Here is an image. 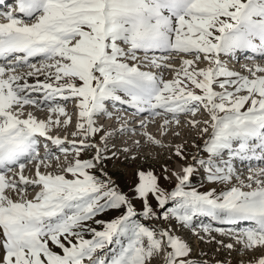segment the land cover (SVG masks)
Returning <instances> with one entry per match:
<instances>
[{
	"label": "snow or ice",
	"instance_id": "obj_1",
	"mask_svg": "<svg viewBox=\"0 0 264 264\" xmlns=\"http://www.w3.org/2000/svg\"><path fill=\"white\" fill-rule=\"evenodd\" d=\"M16 3V12L0 14L6 20L0 22V264H147L160 251L166 253L165 264H199L186 241L138 217L174 219L182 225H192L197 216L227 224L247 221L250 225L236 234L238 242L245 248H264V167H251L252 162L264 163V66L255 65L248 68L249 75H242L221 59L246 52L264 56V0ZM172 53L194 55L196 60L183 59L171 80L140 67L143 60L157 69H172L167 63ZM201 58L208 67L197 69ZM37 59L39 65L33 62ZM23 66L31 70L17 73ZM37 73H43L44 80L37 77L29 83ZM35 93H43L42 99H35ZM58 96L78 101L76 134L83 139L70 142L77 157L96 147L85 140L98 131L94 116L107 111L106 101L155 116L171 114L177 123L180 114H195L202 106L209 114L202 131L207 133L210 124L212 132L204 147L208 157L198 163L208 181L230 184L235 177L238 184L219 193L200 192L188 185L194 171L190 164L167 190L152 171H140L134 191L143 203L138 213L128 195L90 171L102 158L99 149L95 158H77L61 174L41 173L40 165L52 153L45 145L40 155L38 137L63 145L65 140L48 135L49 129L61 123V115L65 125L71 122L66 109L54 103ZM28 104H49L48 119L31 114L20 119L14 106ZM51 113L57 114L55 120ZM191 123L195 127L197 122ZM24 160L40 161L35 179L23 175ZM236 160L249 162L246 181L235 170ZM17 165L19 180L6 177L5 171ZM18 185L24 186L21 198L13 200L6 190L15 191ZM28 185L40 187L34 199L23 198ZM106 210L120 215L96 219ZM203 231L209 232V226ZM255 264H264V255Z\"/></svg>",
	"mask_w": 264,
	"mask_h": 264
},
{
	"label": "rangeland",
	"instance_id": "obj_2",
	"mask_svg": "<svg viewBox=\"0 0 264 264\" xmlns=\"http://www.w3.org/2000/svg\"><path fill=\"white\" fill-rule=\"evenodd\" d=\"M30 22L32 21H29V23ZM174 54H176L177 57H174L173 60L167 61V63L173 65L172 69H157L148 61H145L144 63L143 60L142 64L146 66V71H154V73L162 75L165 80H171L175 77L176 71L179 70L182 66L183 59H191L194 61L196 60L194 55H181L177 53ZM138 56H140L139 53ZM223 57L224 56H221V59ZM253 62V64L248 62L242 67L240 63H229L228 60L224 61V64L228 69L234 68V70L231 71L238 72L242 75H249L248 68H251L256 64L264 66V62ZM37 64L39 65V62ZM195 67L197 69L206 68L208 67V62L201 58L200 60L196 61ZM22 69L23 70L21 71V73H26L31 70L28 67H24ZM37 77L40 80H44L45 78L43 73H37L36 77H29L28 82L34 83ZM215 90L221 91L218 86L215 87ZM33 95L34 97L42 96L41 93H35ZM57 99L58 98L56 97L55 100ZM57 105L63 106L66 109L68 116L71 117V122L65 125L63 121L66 119V117L61 115L59 117L61 123L59 125H52L50 127L51 132L54 135L59 136L60 138H68L79 143L83 139V137L76 134L78 132L77 124L79 122V112H76V108H78V101L72 98L68 103L64 105L60 103H58ZM74 105L76 106L74 107ZM70 106H72V108H69ZM37 107L38 106L36 105L31 106V104H28L24 105L22 108L14 106L13 110L19 114V117L22 118H28L29 114H31L37 120H47L50 115L48 111L49 108L40 106L41 109L39 110V108ZM199 109H201V107H199ZM35 111L36 114H33L35 113ZM190 115L195 116V114L191 113ZM51 116L53 120L57 118L56 113H51ZM206 118L208 121V112ZM104 119L105 118L101 116L98 120V123ZM190 119L191 117L189 119L178 117L179 123H177L176 120L172 118L167 125L158 123V125L153 127L151 131L158 133L157 135L162 138L164 142L163 144L154 143L149 138H147L146 141L139 139V136L136 138V133H134V139H132V137L126 139L124 138V141H122L123 139H118L116 137L117 134L113 137H107V133L104 131L105 127L102 125H97L98 123L95 124L94 122V126L98 129V131L94 136H91L90 139L85 140V143H91L96 147L86 148L79 154V157H77L75 150L72 149L71 144H69L67 148L70 147L71 151L67 154L60 155L61 160L56 167L58 171L50 165V169L49 167L45 168L46 170H44L43 172L61 174L63 170L71 163H73L77 158L81 160H89L95 158L97 155V150L99 149L102 158L98 162H96V167L91 169L90 171L99 176L101 179L110 180L113 187L118 189L120 192L128 195L134 205L135 210L138 213L143 210V203L141 199L137 198L134 195V191L135 185L138 183V173L140 171H152L160 178L159 182L162 187L167 190H172L174 188L175 184L177 183L176 175L179 171L181 172V175H183L184 173L182 169L190 164L193 165L194 171L190 176L188 185L189 187L196 188L200 192H206L210 189H215L216 192L219 193L233 185L238 184V181L235 177L230 184L208 181L206 169L204 166H201L198 161L200 159H207L208 157V153L204 150V147L205 141H207L209 139V136L211 135L212 128L209 124L208 132L205 133L202 131V127H205L203 119L199 118L198 121H196L197 123L195 127H193L191 123L192 121H187ZM182 120L184 121L182 122ZM149 126L150 125H146L145 127ZM187 126L190 128L188 130H183V128H187ZM139 128L142 129L144 128V126L138 127V129ZM73 131H76L75 134H73ZM140 132L141 131H138L139 135L141 134ZM170 139H172V141ZM178 150L181 154H177ZM193 158H195V161ZM233 164L236 165V161H233ZM254 167L262 166H253V168ZM17 169L18 175L14 174L12 176L13 179L19 178L21 170L19 169V167ZM165 169L167 171H165ZM33 170H36V167H33ZM10 172L12 171L6 173ZM31 172L32 171L29 169V167L25 165L23 169V175L29 174ZM102 173L106 174V176L102 175ZM239 174L240 179H244L246 181L247 177L250 175V168L244 169L243 172ZM66 175H68V178H71L70 174ZM164 176H168L170 177V179H164ZM19 186L20 185H18L15 191H13L12 189L6 190L7 194L13 200H18L21 198L19 197ZM253 187H255V185H253ZM243 190L247 191L249 189L245 188ZM36 191H40L39 186L32 185L26 188L23 198L34 199L33 194ZM150 202L155 208L156 201L152 199ZM157 211L159 210L157 209ZM118 215H120V212L106 210L103 214L98 215L96 219L108 221ZM138 218L141 219L142 222L146 225L153 226L158 229L161 227L168 229L173 235H176L182 240L186 241L191 248V258L193 259V256L195 254H198L199 258L194 260L198 261L199 264H255L257 258L264 255V248H245L242 243L238 242L236 234L244 228H240V226H238L237 228L235 226L237 224L219 223L213 221L207 216L195 217L192 225H182L180 222L174 219L166 222L164 220L147 219L142 217ZM90 223L92 227H95L98 230L102 228V225H96L94 222ZM203 226H209L210 231H203ZM217 228H220L223 231L218 232L216 231ZM86 238H90V235H86ZM227 245H232V247L229 248L227 247ZM165 256V251L154 253L153 257L149 259L147 264H165Z\"/></svg>",
	"mask_w": 264,
	"mask_h": 264
},
{
	"label": "bare ground",
	"instance_id": "obj_3",
	"mask_svg": "<svg viewBox=\"0 0 264 264\" xmlns=\"http://www.w3.org/2000/svg\"><path fill=\"white\" fill-rule=\"evenodd\" d=\"M243 55H244V53H239L238 54V56L236 57V59L235 58H232L233 60H236L237 61V63H239V62H242V59H243ZM258 59V56L256 57V58H253V59H250L249 61H251L250 63H254L253 61H255V60H257ZM245 62H246V60H245ZM247 63V62H246ZM249 63V64H250ZM257 65V64H256ZM244 66V65H243ZM242 67V66H241ZM146 69V68H145ZM16 72H17V70H16ZM32 106V105H31ZM37 108H39V110L41 109L40 107H37ZM48 108H49V106H48ZM35 109V108H34ZM38 110V109H37ZM36 110V111H37ZM124 109H122V111H123ZM29 111V110H28ZM36 111H35V113H33V114H36ZM44 111V110H43ZM47 111V110H46ZM45 111V112H46ZM49 111V110H48ZM45 114H47V113H45ZM137 115L138 116H140L138 113H137ZM181 116V118H184L185 116H189V114H181L180 115ZM102 117H104L105 118V116L104 115H102ZM144 118V120L146 121L145 122V124H144V121H139V122H143V124L146 126H148V125H151L152 127H155L156 125H158V123L160 124H162V125H165L164 124V121L166 120L163 116H160V115H158V116H155V115H147V116H143ZM200 117L199 116H194V117H191V119L190 120H187V121H197L198 119H199ZM107 119V121H109V120H111L112 122L110 123V127L109 128H106L104 131L107 133V137H111V136H115V134L116 133H118L120 130H118L117 128V126L116 125H118V124H114V122H117L118 120H115V121H113L111 118H109V117H107L106 118ZM202 119V118H201ZM168 120V119H167ZM169 121V120H168ZM184 120H182V122H183ZM186 121V122H187ZM204 121H205V119H204ZM136 124V123H135ZM132 125V126H129L128 128H126V129H124L122 132L123 133H125V131H127L128 133H127V135H124L125 136V139L126 138H130V137H132V139H133V137L134 136H132V134H134V133H136V138L139 136V139H141V140H147V138H148V135H150L152 138H153V140L154 141H159V143L158 144H163L164 142H163V140H162V138L160 137V136H158L157 134V132H153V131H150L149 133L145 130V132L144 131H142V129L141 128H139L138 129V127H141V123H138V124H136V125ZM98 125H103V123L102 122H99L98 123ZM163 127V126H162ZM190 127H191V125H190ZM190 127H188L187 126V128H183V130H188ZM181 128V127H180ZM204 128V126L202 127V129ZM134 129V130H133ZM77 130V129H76ZM135 130H136V132H135ZM138 131H141L140 133V135H139V133H138ZM74 132V131H73ZM76 132V131H75ZM75 132L73 133V134H75ZM72 133V132H71ZM146 134H148V135H146ZM195 134H197V133H195ZM203 136V135H202ZM117 137V136H116ZM67 141H70V140H68V139H66ZM152 140V141H153ZM171 141H172V139H170ZM122 141H124V140H122ZM68 143V142H67ZM66 143V144H67ZM155 143V142H154ZM66 144H64V145H66ZM142 144V143H141ZM99 147H101V146H99ZM89 151V150H88ZM53 160V161H52ZM50 161H52V162H50V165L51 166H53L54 168H55V170H57L56 169V167L58 166V164L56 163V157L55 158H51L50 159ZM33 163L34 164H28L27 166L29 167V169L32 171L31 173H29V174H24V176L25 177H27L29 180H32V179H35V175H36V170H33V167H37V165L40 163V161H38V160H35V161H33ZM52 163V164H51ZM259 163V162H258ZM49 164H47V163H44V164H41L40 165V171L42 172V173H44L43 171L44 170H46L45 168H48L49 166H50ZM253 164H251V166H252ZM248 166H250L249 165V163H244L243 165H241V167H240V169H239V171H238V173H242L243 172V170L244 169H246ZM49 169H50V167H49ZM52 169V168H51ZM58 171V170H57ZM53 172V171H52ZM180 172V171H179ZM178 172V174L179 175H181V172L179 173ZM63 173V172H62ZM183 174V173H182ZM5 175H6V177H8L9 179H13V175H14V173L13 172H10V173H5ZM15 180H19V178L18 179H15ZM30 186H32V185H28L26 188H28V187H30ZM162 186V185H161ZM20 188L21 187H24L23 185H20L19 186ZM19 197H20V195H19ZM18 197V198H19ZM25 199V198H24ZM27 199V198H26ZM197 258H199V256H198V254H195L194 256H193V259H197Z\"/></svg>",
	"mask_w": 264,
	"mask_h": 264
}]
</instances>
